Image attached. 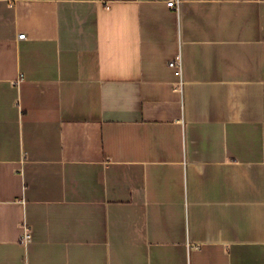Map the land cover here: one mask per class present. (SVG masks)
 <instances>
[{"label": "crops", "instance_id": "0c3cea01", "mask_svg": "<svg viewBox=\"0 0 264 264\" xmlns=\"http://www.w3.org/2000/svg\"><path fill=\"white\" fill-rule=\"evenodd\" d=\"M169 1L0 0V264H264V0Z\"/></svg>", "mask_w": 264, "mask_h": 264}, {"label": "built area", "instance_id": "2783aa9c", "mask_svg": "<svg viewBox=\"0 0 264 264\" xmlns=\"http://www.w3.org/2000/svg\"><path fill=\"white\" fill-rule=\"evenodd\" d=\"M176 3H177V0H170L168 2V6L170 8H175L176 7ZM19 39L20 40L26 39V34H21L19 36ZM180 63H181L180 60H175V61H172L171 63H169V66L172 67V68L180 69L181 68V64ZM31 242H32V229L28 225L25 224L23 226V232H22V235L20 237V243L22 245H24V246H28Z\"/></svg>", "mask_w": 264, "mask_h": 264}]
</instances>
